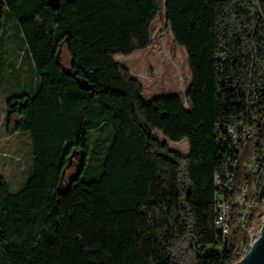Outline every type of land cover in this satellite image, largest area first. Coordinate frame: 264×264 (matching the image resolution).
Returning a JSON list of instances; mask_svg holds the SVG:
<instances>
[{
    "label": "trees",
    "instance_id": "1",
    "mask_svg": "<svg viewBox=\"0 0 264 264\" xmlns=\"http://www.w3.org/2000/svg\"><path fill=\"white\" fill-rule=\"evenodd\" d=\"M0 6V36L17 29L37 76L32 93L6 101V132L28 133L32 172L15 192L0 176V264L237 262L262 211L252 201L242 223L231 203L225 250H206L216 241L214 174L224 169L214 129L232 117L255 126L238 158L233 198L251 176L245 163L264 144V0ZM159 16L161 31L170 29L186 51L191 83L184 95L145 101L143 84L115 55L149 48ZM155 130L187 139L189 152L171 149ZM76 152L82 161L66 179ZM90 169L93 177L83 178Z\"/></svg>",
    "mask_w": 264,
    "mask_h": 264
},
{
    "label": "rangeland",
    "instance_id": "2",
    "mask_svg": "<svg viewBox=\"0 0 264 264\" xmlns=\"http://www.w3.org/2000/svg\"><path fill=\"white\" fill-rule=\"evenodd\" d=\"M162 26L163 17L159 16L154 22L151 33L153 43L149 48L134 51L129 55H115V58L143 84L145 101L160 95H184L191 83L185 49L173 42L170 29L161 31ZM0 37L4 45L0 50V176L8 181L10 190L15 192L31 175L32 149L27 132L7 134L4 120L7 112L6 101L10 96L32 93L37 76L33 64L24 55V47L17 29L13 26L3 29ZM59 59L66 67L71 63L65 46L60 49ZM98 133L107 137L109 126H104ZM154 136L177 152H189L187 139L173 141L158 130L154 131ZM90 150H93L92 146ZM96 163L94 162V165ZM75 174L76 169L71 163L66 170V179ZM94 174L95 170L90 169L83 173L82 177L88 179Z\"/></svg>",
    "mask_w": 264,
    "mask_h": 264
},
{
    "label": "built area",
    "instance_id": "3",
    "mask_svg": "<svg viewBox=\"0 0 264 264\" xmlns=\"http://www.w3.org/2000/svg\"><path fill=\"white\" fill-rule=\"evenodd\" d=\"M254 130L253 124L234 117L226 122L217 123L215 126V151L223 160L224 169L214 174L213 211L216 241L206 246V250L209 252H222L226 248L230 232L231 203L236 205L242 223L249 213L252 201H256L262 211L257 228L255 230L247 229L250 240L247 247L243 249L242 256L248 252L259 237L264 219V194L259 196L263 183L262 181L260 184V180L261 178L264 180V144L255 147L251 157L245 163L247 172L251 176H245V182L240 185L237 194L233 198L231 195L239 155ZM231 198L232 200H230Z\"/></svg>",
    "mask_w": 264,
    "mask_h": 264
},
{
    "label": "water",
    "instance_id": "4",
    "mask_svg": "<svg viewBox=\"0 0 264 264\" xmlns=\"http://www.w3.org/2000/svg\"><path fill=\"white\" fill-rule=\"evenodd\" d=\"M48 5L51 7H56L59 3V0H47ZM1 6H0V18H1ZM65 68L66 66L63 65ZM79 161H82V158H79ZM69 164L66 166L68 168ZM65 169L62 171V175H65ZM264 194V180L261 185L259 196ZM234 264H264V219L261 226L260 234L257 240L254 241L251 248L248 252L243 255L237 262Z\"/></svg>",
    "mask_w": 264,
    "mask_h": 264
},
{
    "label": "flooded vegetation",
    "instance_id": "5",
    "mask_svg": "<svg viewBox=\"0 0 264 264\" xmlns=\"http://www.w3.org/2000/svg\"><path fill=\"white\" fill-rule=\"evenodd\" d=\"M78 157H80L79 155H78V153L76 152V153H73V160H72V164L74 165V167H75V169L78 167V165L80 164V162H79V158Z\"/></svg>",
    "mask_w": 264,
    "mask_h": 264
}]
</instances>
